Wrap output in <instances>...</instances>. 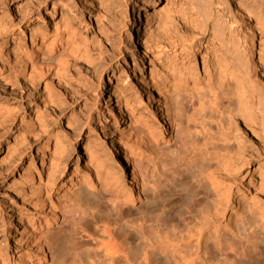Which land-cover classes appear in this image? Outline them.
<instances>
[{
    "label": "rangeland",
    "instance_id": "374dc122",
    "mask_svg": "<svg viewBox=\"0 0 264 264\" xmlns=\"http://www.w3.org/2000/svg\"><path fill=\"white\" fill-rule=\"evenodd\" d=\"M236 1L147 0L135 7L152 20L145 52L125 20L130 0H0V95L9 99L6 117L0 116L1 264H21L29 247L26 228L41 215V197L57 208L45 225L51 242L42 264H80L101 255L63 213L75 204L89 210L80 225L92 232L100 234L95 224L113 223L138 263L149 256L152 264H173L159 251L167 240L178 242L181 256L202 255L223 240L248 247L245 260L264 264V228L253 221L257 208L264 212V7L246 0L245 14L236 15ZM63 13H73L74 20H60ZM167 31L174 35L167 47L151 42ZM32 38L36 50L55 38L51 55L73 48L78 65L41 70ZM201 39L207 44L193 60L190 51ZM196 68L198 87L189 88L184 82ZM153 81L169 99L180 95L176 107L190 117L182 126L198 132L185 130L183 138L174 133L156 155L133 147V160L147 176L144 185L133 183L134 203L117 222L107 200L126 190L130 175L121 144L131 148L135 142L129 135L137 119L164 138L170 134ZM119 93L125 98L116 120ZM87 145L95 151L94 165L84 153ZM205 151L221 158L219 176L236 193L232 199L240 196L236 206L225 205L223 218L203 184L207 172L197 164ZM199 194L209 200L201 204ZM233 218L245 224L230 230Z\"/></svg>",
    "mask_w": 264,
    "mask_h": 264
},
{
    "label": "bare ground",
    "instance_id": "6f19581e",
    "mask_svg": "<svg viewBox=\"0 0 264 264\" xmlns=\"http://www.w3.org/2000/svg\"><path fill=\"white\" fill-rule=\"evenodd\" d=\"M146 1L147 0H130V7L126 9V16H125V20L129 23V25L133 26V31L137 35L136 37L138 38V43L140 42V45L142 46L145 52L147 51L148 48L147 34L149 33L148 31L149 28L151 27L152 20L149 14L142 13L140 9L136 10L135 7L137 6L141 8L145 7ZM245 1L246 0L236 1L234 6L236 10V15L245 14L246 6H247L246 4L247 2ZM252 2H254L253 5L254 8L259 9L264 7V0H252ZM135 10L137 12L136 15L135 13H133ZM52 14H54V12H52ZM60 20L69 23L71 20H74V14L63 13L62 18ZM246 22L248 23L249 21ZM171 33L172 32L167 31L166 35L159 36L157 37L156 41L151 40V42L155 43L157 47H161V46L167 47L166 41L168 40V38L172 39V36L174 37V35H172ZM54 40L55 38L52 39V41H50L47 44L46 50L44 49L36 50L37 45L35 44V40L32 38V46L34 48V52H36L38 60L40 61L39 68L41 70L44 68L45 71H50V69L53 68L54 66L58 67L59 69L63 68L64 70L65 69L67 70L68 67L72 64L77 66L78 64L76 63H78V61L80 60V56L77 55L74 50H72L73 48L66 47L64 49H60L59 51H56L53 55L49 53L50 49L53 47L52 44ZM206 44L207 42L201 39L194 45V47L190 51V56L192 57L193 60L197 58V55H199V53L205 47ZM251 48L253 47L251 46ZM165 49L167 50L168 48ZM170 50H173L172 47L168 49V51ZM136 54L137 53H135V55ZM175 55L177 54L175 53ZM18 58H19L18 62L21 64L20 62L21 57L19 56ZM194 71L195 73L191 76L190 82L189 81L184 82L185 86L189 88L198 87V85L196 86L199 80L198 69L196 68ZM160 84H161L160 81H153L152 87L154 88L155 91H159V95L161 97L163 96L162 99L165 105L163 115H165V118L167 119L166 123H164L165 124L164 127L165 130L167 129L169 130L170 134L168 138H164V136H161L158 130L154 128L151 124L141 122L139 119H137V121L135 122L137 126L134 124L136 128L134 131L130 132L129 135L131 138L135 139V142L132 143L131 148L126 147V145L123 143L121 144V148H122L121 152L123 153V158L125 160V167L129 165L130 175L128 176L129 178L126 185V190H123L122 194L116 196L115 198L113 197L107 200L111 202V208L112 211L114 212L115 220L117 222H119V220L122 218L124 212H130L129 207H131L132 204L134 203L135 199L133 198V193L135 187L133 183L137 180H140L144 185L145 176H147L145 173L146 170H144L141 164L138 161L133 160L134 157L131 155L132 150H135V148L136 149L140 148L142 150H147L149 153L155 155L160 154L162 153L161 142L164 141L168 143L170 141L169 139L173 137L174 133L176 138H183V133L185 130L194 133L198 132L197 126H193V128H190L189 125H187L186 127L182 126L184 122L186 121L189 122L188 118L190 117L186 116L187 112L184 110L183 107L180 108L176 107L180 95L175 94L171 99H169L166 95L163 94L162 89H160L161 86ZM120 90L121 89H119L118 91ZM116 98H117L118 114L117 116H115V118L117 120V118L120 117L121 101L125 97H123L122 93H119V95H117ZM7 102H9V99L5 95H0L1 117H6L7 115L8 107L7 105H5ZM204 118L203 117L201 118L200 120L201 124L205 122ZM209 118H211V116ZM180 143L181 144H179V146L182 149L184 145L182 144V141ZM89 146L87 145L85 147L84 153L87 154V158L89 159V164L94 165L95 157L93 153L95 151H93ZM133 147L135 148L133 149ZM219 159L221 158L217 156V153L215 151L212 152L205 151L200 156V158H198L199 163L197 164H199L198 167L201 169L200 171L202 172L201 174H203V171L207 172L206 176L204 177L205 179L203 184L208 186V188L211 191V194H213L216 198V202L214 203L215 213L219 215L221 218H223L224 217L223 211L225 210V205L230 203L231 207L236 206L238 204L237 200L238 198H240V196H237L234 199H232L236 193L229 191V189L226 187L224 183L226 180L219 176V174L220 173L222 174V172L225 169L224 167L225 165L220 163L218 161ZM155 164L161 165L163 168H165L164 162L158 160V162L156 161ZM30 180H32V177L28 179L27 182ZM87 187L89 189H93V182H90L87 185ZM259 188L261 187L259 186ZM197 197H198V201L201 204L204 203L206 200H209L207 195L199 194ZM38 200H39L38 203L40 205L39 209L41 210V215L40 217L36 218V220H34L33 222H28V226L26 228V232H28V237L25 243L29 247H27L28 252L26 251L27 253L23 257H20L21 264H42L43 258L45 257L48 249L47 246L51 242L50 241L51 239L48 237L49 235L47 236L46 235L47 233L45 232L46 233L45 234L44 231H45V225L57 215L56 204L52 201L50 197H45V198L41 197L38 198ZM254 206L256 207V204H254ZM82 207L83 206L81 205L75 204L74 207L73 206H71L70 208L68 207L67 210L65 208L66 211L64 212L63 210V213H65L66 216H68V218H70V220L73 222L75 230H79L81 234L85 236V238L94 241L96 250H99L101 252V255L98 257L99 259L97 258L96 260L94 259L92 260L91 258L80 259L79 260L80 264H152L148 256V254L150 253L149 250L146 251V255L148 257H146L143 263L136 262L130 256V249L127 239L123 236L121 238V235L116 234L114 232L115 225L113 223H110L108 220L100 223L101 224L100 226H98L99 224L94 225V227L96 226L95 229L98 227L100 228V234L98 232L97 234L95 232H92L86 226H81L80 225L81 222L84 220L86 221V218L88 216L87 214L89 213L88 209L87 211L85 210L86 208L83 209ZM124 207H126V210L123 211ZM236 209L237 208L233 209L234 212L236 211ZM257 210L258 213L254 215L253 221H255L259 227L264 228V225H262L264 221V212L260 211L258 208ZM238 219L239 218L237 219L233 218L229 220L230 222H232L230 230H233V228L238 222H240V224H245L242 220L239 221ZM203 234H204V229H200L193 236L197 237V240H199ZM248 242L249 241L247 240L246 243L248 244ZM158 246L160 253L168 255L171 258L173 264H236V262H238V264H251L249 261L245 260L247 256L246 252L248 250V247L239 248V243H234L232 241L224 242L223 240H220L218 243H216L213 246L211 251H205L202 253V255L193 254V255L181 256L180 252L175 250V248H177L178 246V242H174L171 240L162 242Z\"/></svg>",
    "mask_w": 264,
    "mask_h": 264
}]
</instances>
